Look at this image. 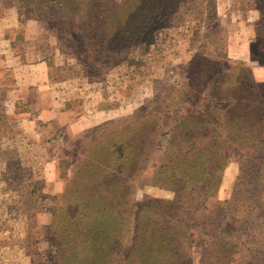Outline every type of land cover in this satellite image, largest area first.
<instances>
[{"label": "rangeland", "instance_id": "rangeland-1", "mask_svg": "<svg viewBox=\"0 0 264 264\" xmlns=\"http://www.w3.org/2000/svg\"><path fill=\"white\" fill-rule=\"evenodd\" d=\"M173 1L101 0L111 9L113 31L104 51L102 46L89 48L90 35L72 31L63 20L25 18L18 4L0 0V264H141L127 257L139 206L174 196L152 183L167 139L162 138L150 161L136 170L131 197L108 196L112 217L99 221L92 233L84 229L102 215L103 210H92L101 201L96 198L101 186L91 190L83 184V168L94 151L101 152L104 125L111 131L142 121L133 118L136 111L149 114L156 97L179 86L190 87L192 93L202 86V98L196 102L201 104L224 90L217 87L219 74L227 71L221 86L233 84L241 79L244 66L249 81L251 76L254 82H264L258 0H182L175 6ZM122 19L130 26L124 25L130 29L124 36L118 33ZM94 42L101 45L103 39L97 35ZM67 97L77 118L94 120L74 135L66 127L52 129V113L45 110ZM162 117L165 128L174 125L176 116L155 114V129ZM238 173L239 156L233 152L216 195L190 223V238L196 243L191 264H198L201 221L218 202L234 198ZM239 197L226 214L229 230L249 215ZM81 211V218H75ZM239 227L247 225L241 222ZM113 228V238L106 237ZM80 234L86 237L80 240ZM250 241L252 248H259ZM261 249L264 254V245ZM238 262L240 257L231 264Z\"/></svg>", "mask_w": 264, "mask_h": 264}, {"label": "trees", "instance_id": "trees-1", "mask_svg": "<svg viewBox=\"0 0 264 264\" xmlns=\"http://www.w3.org/2000/svg\"><path fill=\"white\" fill-rule=\"evenodd\" d=\"M12 1L18 4L25 18L63 20L72 31L77 29L90 35L87 42L91 49L102 46L105 51L112 43L111 9L101 0ZM181 1L172 3L175 6ZM258 2L264 32V0ZM163 5L167 4L163 2ZM127 20L122 19L118 28L123 36L130 30ZM77 25L80 28H76ZM97 35L103 39L101 45L94 42ZM257 35H260L259 29ZM245 67L241 68V79L233 84L221 86L227 71L219 74L221 81L217 87L224 90L211 94L210 100L201 104L196 102L202 98V86L196 88V93L188 86H179L156 97L149 114L136 111L133 118L142 121L135 120L124 129L111 131H105L107 125H104L101 152L94 151L95 155L86 160L83 168V184L91 190L101 186L96 196L101 201L92 205L96 207L92 210L103 212L85 231L93 233L99 221L112 217V213H107L110 210L108 196L127 200L136 170L150 161L154 149L166 138L164 159L154 170L152 183L173 191L174 196L140 204L127 257L141 264H191L196 243L190 238V223L197 219L198 209L216 195L222 174L235 152L239 156V173L233 187L234 198L218 202L201 221L198 264H231L236 263L238 257L241 258L238 264H264L261 249L264 229L261 231L254 226L258 223L259 229L264 228V82H254L248 72L249 81ZM155 114L176 116L174 125L165 128L167 120L162 117L155 129L151 122ZM95 178L101 182H95ZM239 196L247 203L249 215L241 219L235 229L229 230L226 214L231 204L240 200ZM80 214L75 218H81L83 212ZM241 222L247 228L239 227ZM114 231L115 228L108 229L105 236L112 239ZM83 237L86 236L80 234L79 239ZM250 240L259 248H252ZM102 245L106 250L104 242Z\"/></svg>", "mask_w": 264, "mask_h": 264}, {"label": "crops", "instance_id": "crops-1", "mask_svg": "<svg viewBox=\"0 0 264 264\" xmlns=\"http://www.w3.org/2000/svg\"><path fill=\"white\" fill-rule=\"evenodd\" d=\"M41 67H43V64L40 63L39 68ZM43 80H46L45 74L43 75ZM25 83L30 86L32 85V82L30 83L28 82V80H25ZM70 100V97H67L66 100H63V102H59L60 100H54L52 103H49L48 106L45 107V110L50 111L52 113V129L66 127L67 131L74 135L92 126L94 124V120L88 119L86 117L77 118L76 114L72 110V107H70V105L67 103Z\"/></svg>", "mask_w": 264, "mask_h": 264}]
</instances>
